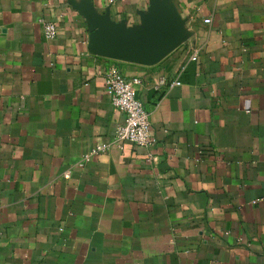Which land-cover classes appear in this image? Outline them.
<instances>
[{"label":"crops","instance_id":"obj_1","mask_svg":"<svg viewBox=\"0 0 264 264\" xmlns=\"http://www.w3.org/2000/svg\"><path fill=\"white\" fill-rule=\"evenodd\" d=\"M73 1L128 27L150 7ZM169 6L186 41L158 65L117 64L142 81L155 142L81 168L124 122L114 63L89 52L70 0H0V264H264V0Z\"/></svg>","mask_w":264,"mask_h":264},{"label":"water","instance_id":"obj_2","mask_svg":"<svg viewBox=\"0 0 264 264\" xmlns=\"http://www.w3.org/2000/svg\"><path fill=\"white\" fill-rule=\"evenodd\" d=\"M71 5L89 24V52L95 56L122 63L151 67L158 65L185 41V23L169 6V0H150L140 27H128L126 21H115L110 9L98 13L94 5Z\"/></svg>","mask_w":264,"mask_h":264},{"label":"built area","instance_id":"obj_3","mask_svg":"<svg viewBox=\"0 0 264 264\" xmlns=\"http://www.w3.org/2000/svg\"><path fill=\"white\" fill-rule=\"evenodd\" d=\"M206 24H211V19L205 20ZM57 24L49 22L44 25V34L47 39H54L57 35ZM198 59L195 53L191 60ZM113 62L105 74V88L110 96L111 105L124 115V122L119 125L107 143H98L90 152L81 156L78 166L85 167L92 159L99 155H104L117 149L126 151L128 146L148 147L155 142L152 131L150 114L144 103L138 98V88L142 81L138 77H128L123 74L117 66L118 61ZM166 84L161 81L157 88ZM174 86H180V81H175ZM152 159H149V162Z\"/></svg>","mask_w":264,"mask_h":264}]
</instances>
